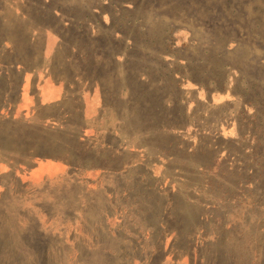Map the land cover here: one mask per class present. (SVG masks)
<instances>
[{"label": "rangeland", "instance_id": "obj_1", "mask_svg": "<svg viewBox=\"0 0 264 264\" xmlns=\"http://www.w3.org/2000/svg\"><path fill=\"white\" fill-rule=\"evenodd\" d=\"M0 264H264V0H0Z\"/></svg>", "mask_w": 264, "mask_h": 264}]
</instances>
